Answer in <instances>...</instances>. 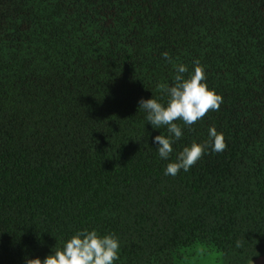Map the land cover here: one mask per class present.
<instances>
[{"label":"trees","instance_id":"obj_1","mask_svg":"<svg viewBox=\"0 0 264 264\" xmlns=\"http://www.w3.org/2000/svg\"><path fill=\"white\" fill-rule=\"evenodd\" d=\"M196 60L222 103L175 121L169 159L212 126L226 148L165 176L138 101ZM85 228L119 239L114 264L264 257V0H0V264Z\"/></svg>","mask_w":264,"mask_h":264},{"label":"clouds","instance_id":"obj_2","mask_svg":"<svg viewBox=\"0 0 264 264\" xmlns=\"http://www.w3.org/2000/svg\"><path fill=\"white\" fill-rule=\"evenodd\" d=\"M162 58L171 63L167 52L161 54ZM175 75L170 85H159L166 93L167 100L161 103L158 99L141 98L138 108L146 113L144 119L153 129L166 127L167 135L152 137L160 159L168 160L164 169L165 176L175 177L178 172H187L204 154L207 149L212 152H222L226 148L224 135L218 132L215 126L209 127L208 138L203 143L193 141L186 145L171 161L173 145L179 141L184 129L175 121H181L184 127L190 128L202 119L209 110L217 111L222 103V96L207 84L204 67L198 60L193 62L192 72H188L183 63L174 66ZM236 247H241L240 241ZM120 241L114 234H100L96 229H79L67 239L62 248L53 251L43 260L33 258L26 264H114L119 259Z\"/></svg>","mask_w":264,"mask_h":264},{"label":"rangeland","instance_id":"obj_3","mask_svg":"<svg viewBox=\"0 0 264 264\" xmlns=\"http://www.w3.org/2000/svg\"><path fill=\"white\" fill-rule=\"evenodd\" d=\"M191 264H219V263L216 260L215 255H212L210 257H201L199 259L198 257H194L191 260ZM252 264H264V257L255 260Z\"/></svg>","mask_w":264,"mask_h":264}]
</instances>
